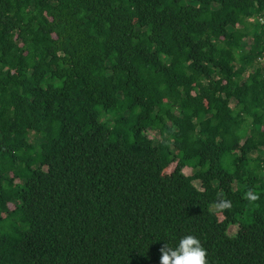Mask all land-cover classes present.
Wrapping results in <instances>:
<instances>
[{"label":"trees","instance_id":"1","mask_svg":"<svg viewBox=\"0 0 264 264\" xmlns=\"http://www.w3.org/2000/svg\"><path fill=\"white\" fill-rule=\"evenodd\" d=\"M261 15L0 0V264H159L187 235L264 264Z\"/></svg>","mask_w":264,"mask_h":264},{"label":"clouds","instance_id":"2","mask_svg":"<svg viewBox=\"0 0 264 264\" xmlns=\"http://www.w3.org/2000/svg\"><path fill=\"white\" fill-rule=\"evenodd\" d=\"M159 264H207L206 250L197 238L187 235L175 248L160 249Z\"/></svg>","mask_w":264,"mask_h":264},{"label":"rangeland","instance_id":"3","mask_svg":"<svg viewBox=\"0 0 264 264\" xmlns=\"http://www.w3.org/2000/svg\"><path fill=\"white\" fill-rule=\"evenodd\" d=\"M152 137V139H155L156 138V136L155 135H153V136H151ZM153 141L154 140H152V141H150L151 142V144L154 146V144H153ZM5 164H6V167L7 166H9L10 164H12V159L10 158V157H8V156H6L5 157ZM174 166H175V164H173L172 166H170L167 170H166V174H169L172 170H173V168H174ZM42 198V194H37L36 196H35V199L36 200H40ZM216 218H220V219H222L223 218V216H222V214H219V213H217L216 214ZM237 229V227L235 228V230ZM252 231H247V236L249 235V236H252Z\"/></svg>","mask_w":264,"mask_h":264},{"label":"built area","instance_id":"4","mask_svg":"<svg viewBox=\"0 0 264 264\" xmlns=\"http://www.w3.org/2000/svg\"><path fill=\"white\" fill-rule=\"evenodd\" d=\"M259 21H260L261 24L264 25V15H261L260 16Z\"/></svg>","mask_w":264,"mask_h":264}]
</instances>
